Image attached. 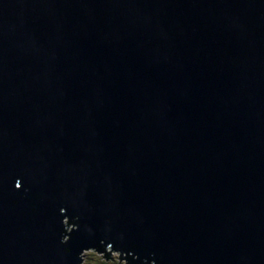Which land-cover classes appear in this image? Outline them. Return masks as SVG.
<instances>
[{"label":"water","instance_id":"water-1","mask_svg":"<svg viewBox=\"0 0 264 264\" xmlns=\"http://www.w3.org/2000/svg\"><path fill=\"white\" fill-rule=\"evenodd\" d=\"M264 264V0H0V264Z\"/></svg>","mask_w":264,"mask_h":264},{"label":"rangeland","instance_id":"rangeland-1","mask_svg":"<svg viewBox=\"0 0 264 264\" xmlns=\"http://www.w3.org/2000/svg\"><path fill=\"white\" fill-rule=\"evenodd\" d=\"M104 250L101 251V253L99 252H89V254L87 253L88 251H83L81 255H83L81 257V263L78 264H83L84 262H88V259L92 258H99V259H104V261L108 262V264H115V262L117 263L116 259L118 260L119 264H125L124 259H123V255L121 252H117L111 249H107V248H103ZM87 253V254H85ZM105 254H110L108 257ZM115 261H113V260ZM90 264V263H89ZM139 264H143V263H139Z\"/></svg>","mask_w":264,"mask_h":264},{"label":"trees","instance_id":"trees-1","mask_svg":"<svg viewBox=\"0 0 264 264\" xmlns=\"http://www.w3.org/2000/svg\"><path fill=\"white\" fill-rule=\"evenodd\" d=\"M102 250H104V249H102ZM101 250V251H102ZM88 254H89V252H87ZM87 253H85V254H87ZM107 257L110 255H108V254H105ZM83 256V255H82ZM113 260V259H112ZM113 261H115V260H113ZM116 261H117V263L115 262V264H119L118 263V260L116 259ZM81 263V262H80ZM108 264V262H106V261H104V259L102 258V259H99V258H94V259H92V258H90V259H88V262H84L83 264Z\"/></svg>","mask_w":264,"mask_h":264}]
</instances>
